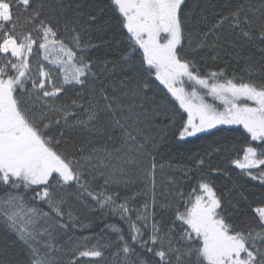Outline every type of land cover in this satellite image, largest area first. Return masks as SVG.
<instances>
[{
	"label": "snow or ice",
	"instance_id": "6c2138e0",
	"mask_svg": "<svg viewBox=\"0 0 264 264\" xmlns=\"http://www.w3.org/2000/svg\"><path fill=\"white\" fill-rule=\"evenodd\" d=\"M111 4L120 29L126 30L127 51L109 71L119 68L134 73L132 96L162 85L166 102L173 105L171 125L178 119L182 122L181 139L211 134L209 130H220L221 125L241 126L246 144L240 149L242 156L231 164L264 186V83L253 80L252 71L248 79L235 74L229 77L223 68L202 72L194 55L207 50L213 61L219 59L225 43H230L223 31L225 25L237 33V40L264 42V0L256 7L247 5V10L239 4L214 22L203 15L191 22V13L184 11L187 0H111ZM44 8L43 0L35 5L33 0H0V191L4 192L0 195V227L15 234L14 243L24 250L27 264H55L52 253L58 249L52 242L53 233L69 226L62 222L66 199L60 193L72 186L78 199L91 198L100 209L119 214L127 223V235L120 226L111 225L116 239L102 246L119 245L113 253L117 264H264V199L253 207L241 194L254 226L238 228L225 214L227 194L218 193L214 183L201 175L187 197L180 191L175 202L166 198L159 204L161 210L173 214V226L165 231L156 219L154 162L150 168L137 169L145 181H152L151 205L146 201L140 208H132L134 197L122 199L118 192L107 191L110 184L122 182L124 166L138 165L145 155L144 144L130 146L136 142L137 120L132 119L130 107L125 115L120 100L103 89L99 97L95 89L89 91L90 101L82 116L70 110L83 107L75 100L71 104L59 102L66 91L83 89L97 74L92 71L95 63L86 55L91 45L82 42L75 29L66 28L71 33L67 43L59 38L58 27L53 18L45 16ZM21 9L32 25L27 32L17 30L16 14ZM33 56L37 57L35 72ZM206 97L222 107L209 103ZM164 103L156 105L157 114ZM101 113L109 116L110 128L121 130V147L96 146L87 153L83 147L78 152L75 146L70 150L66 130L100 134L101 129L90 126ZM253 142L259 144L253 146ZM124 146H128L126 152ZM203 164V158L197 160V170ZM104 169H110L111 176L104 178L100 190H93V173L104 176ZM117 172L120 180L115 178ZM29 191L34 192L33 200L47 204L48 211L29 207L25 199ZM228 204L239 211L238 203ZM68 217L75 226L71 212ZM42 221L47 227L40 226ZM177 225L182 229L179 236ZM102 247L73 253L71 264H79V258L103 257ZM137 247L144 257L151 254L158 259L143 258Z\"/></svg>",
	"mask_w": 264,
	"mask_h": 264
},
{
	"label": "trees",
	"instance_id": "16d2710c",
	"mask_svg": "<svg viewBox=\"0 0 264 264\" xmlns=\"http://www.w3.org/2000/svg\"><path fill=\"white\" fill-rule=\"evenodd\" d=\"M40 0H33V4ZM45 16L53 18L59 30V38L67 43L70 39V31L75 29L81 35L82 42L91 45L87 50V57L95 63L92 71L97 74L94 81H90L83 89L76 87L70 89L60 97L62 103L71 104L76 101L82 105L79 109L73 108L71 111L78 112L81 116L84 107H87L90 101L89 91L95 89L96 96H100V90L103 89L110 97L120 100L125 106V115L128 114V108H131L132 119L137 120L136 142L131 143V147L138 144L145 145V155L140 158L138 165L124 166L123 180L119 184H110L107 188L109 192H118L123 199L125 197H134L130 201L132 208H140L146 201L151 205V179L145 181L142 176L137 174V169L150 168L154 162L156 165L155 184L158 203L156 205V219L161 222L163 230H167L172 225L173 214L163 211L159 204L165 199L173 200L177 192L183 191L184 196L197 186L198 178L203 175L211 180L218 193L227 194L225 198V214L232 218V222L238 228L247 230L254 226L252 215L248 212V204L244 202L242 196H246L252 206L255 207L264 199V186L259 180H253L251 177L242 174L239 169L231 164L233 159L242 156L240 149L246 144V133L238 125H221L218 129L209 130L211 134L198 133L194 137H179L181 121L178 119L175 126L170 123L173 115L171 103H167L164 93L166 90L161 85L159 89L155 86L151 91L143 90L138 95L132 96L131 90L136 87L134 73H125L117 68L115 71H109L127 51L126 30H121L117 15L111 4V0H43ZM261 0H187L184 8L186 13H191V22L200 16H206L209 22H214L221 15H225L229 10L234 9L239 4L252 5L256 7ZM54 12V17L51 13ZM16 19L17 30L27 32L32 25L27 22L26 13L21 9ZM259 16L255 13L253 18ZM95 18L92 22L91 18ZM258 25V21H257ZM223 31L228 35V41L221 50L220 58L213 61L207 50L194 54L195 59L199 61V67L202 72L219 71L225 69L227 75L243 76L248 79L249 71H252V79L257 83H264V42L254 39L249 42L244 38L236 39L237 33L231 31L227 25ZM187 43V41H185ZM234 45V46H232ZM139 55V54H138ZM206 57V60H201ZM189 58H192L191 56ZM37 57L33 56L31 63L33 71L36 70ZM107 68H105V62ZM46 63V62H45ZM158 84V82H156ZM29 87L31 85L29 84ZM126 93H128L126 95ZM154 98V99H153ZM165 100L163 109L157 114L156 105ZM186 118V115H185ZM109 116L101 113L94 125V129H101L100 134L90 133L88 130L75 129L66 130L65 135L68 139L67 147L71 150L73 146L78 150L83 147L85 153L96 146H107L111 149L119 148L122 145V132L118 128H110L107 124ZM132 120H129L131 123ZM59 131L54 129L53 132ZM91 141V142H90ZM259 142H253V146ZM63 147V145H62ZM216 148L220 151L217 153ZM128 146H124V151ZM203 158V166L197 170V160ZM191 169V171H189ZM213 169L220 171L213 172ZM264 170V169H261ZM104 176L93 173L96 180L93 183V190H100L104 184V178L111 176L110 169H104ZM258 175V173H256ZM115 178L121 179V174L116 173ZM35 187V186H33ZM39 191V189H36ZM147 193V195H145ZM4 192L0 191V195ZM64 196L66 203L64 205L63 223L68 224L67 229L58 230L53 233V243L57 246L52 256L55 264H71L73 253L82 251L85 248H91L95 245L101 247L109 241H115L116 237L111 232V225L120 226L127 235V223L122 221L119 214L113 215L108 209H100L91 198L78 199L75 186L66 189L60 193ZM34 192L29 191L25 199L29 201V207H37L43 211H48L46 203L39 200H33ZM239 204V211L234 210L229 204ZM183 206L181 205V208ZM71 212L75 218L70 220L68 213ZM135 213H132V219L135 220ZM50 222V221H49ZM41 227H47V224L41 222ZM176 227V236H179L180 229ZM88 238L85 241V238ZM130 240V237H127ZM147 238V237H145ZM15 234L8 232L0 227V261L3 264H27V256L19 245L14 243ZM119 245L113 244L112 247L102 250L104 252L101 258H79V264H117L118 258L113 257ZM137 252L142 254L143 258L155 261L151 254L143 256V250L139 247Z\"/></svg>",
	"mask_w": 264,
	"mask_h": 264
},
{
	"label": "rangeland",
	"instance_id": "374dc122",
	"mask_svg": "<svg viewBox=\"0 0 264 264\" xmlns=\"http://www.w3.org/2000/svg\"><path fill=\"white\" fill-rule=\"evenodd\" d=\"M189 90H191V89L189 88ZM206 99H207V101H208L209 103H216V105H217L218 107H222L221 105H219V102L213 101L211 98H207V97H206ZM249 103H251V102H249Z\"/></svg>",
	"mask_w": 264,
	"mask_h": 264
}]
</instances>
